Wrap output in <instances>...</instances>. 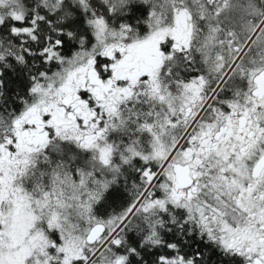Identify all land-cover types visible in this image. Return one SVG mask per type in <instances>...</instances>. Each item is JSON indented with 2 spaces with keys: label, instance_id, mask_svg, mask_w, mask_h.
<instances>
[{
  "label": "snow or ice",
  "instance_id": "snow-or-ice-1",
  "mask_svg": "<svg viewBox=\"0 0 264 264\" xmlns=\"http://www.w3.org/2000/svg\"><path fill=\"white\" fill-rule=\"evenodd\" d=\"M0 264H264V0H0Z\"/></svg>",
  "mask_w": 264,
  "mask_h": 264
}]
</instances>
